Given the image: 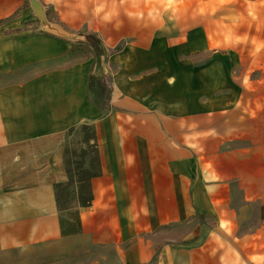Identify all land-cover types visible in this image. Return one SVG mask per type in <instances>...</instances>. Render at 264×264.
I'll list each match as a JSON object with an SVG mask.
<instances>
[{"label": "crops", "instance_id": "obj_1", "mask_svg": "<svg viewBox=\"0 0 264 264\" xmlns=\"http://www.w3.org/2000/svg\"><path fill=\"white\" fill-rule=\"evenodd\" d=\"M105 3L102 109L90 33L42 26L67 4L0 0V264H264V0ZM83 126L102 175L64 235Z\"/></svg>", "mask_w": 264, "mask_h": 264}, {"label": "trees", "instance_id": "obj_2", "mask_svg": "<svg viewBox=\"0 0 264 264\" xmlns=\"http://www.w3.org/2000/svg\"><path fill=\"white\" fill-rule=\"evenodd\" d=\"M88 41V38H86ZM97 43L106 51L103 42L96 38ZM90 42V41H88ZM90 45H92L90 43ZM92 47L96 51L97 60L100 53L96 46ZM93 76L91 84H93ZM93 91V89H92ZM110 96L105 95V99L97 98V104L100 108L106 109ZM80 131L83 134V148H75L68 145L65 150V166L69 180L65 184L55 185L56 200L58 210L61 214L67 213L69 219H61V227L64 235L77 234L81 230V221L78 213L73 212L72 208L75 201H78L81 207L91 206L94 196L92 191L93 179L102 175V161L97 145L96 132L92 126H83ZM92 141H94L92 143Z\"/></svg>", "mask_w": 264, "mask_h": 264}, {"label": "rangeland", "instance_id": "obj_3", "mask_svg": "<svg viewBox=\"0 0 264 264\" xmlns=\"http://www.w3.org/2000/svg\"><path fill=\"white\" fill-rule=\"evenodd\" d=\"M62 2L67 5L62 8H59V10L55 8L50 9L48 14L49 23H45L42 26H45L46 29H52L59 33H61L62 31H79L90 33V35H87L86 38H88V41H90L89 43H91L94 47L96 46L98 49H100L99 53L101 56L99 58L98 70L94 73L93 76L94 81L92 84V89L97 98L104 100L105 95H108L110 91V75L101 73L100 70L103 71L104 69V57L107 56L108 53L107 51L102 50V46L100 47V44L97 43L96 38L99 39V36L103 38L104 31H98L97 29L99 27L103 29L102 24H100L98 20H101V22L104 21L103 18L106 10L105 0H62ZM145 10L146 15H150L152 17L154 13H159V11H161V8L155 9L145 7ZM149 20H151V18H146L145 29L150 28L154 25L153 22H148ZM121 46V43L118 44L116 49ZM76 142L77 140H74L71 145L76 144ZM256 224L260 237L258 239V242L262 244L264 243V224H262L259 215H257ZM112 264L120 263H118L117 261H113Z\"/></svg>", "mask_w": 264, "mask_h": 264}]
</instances>
